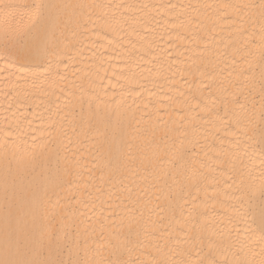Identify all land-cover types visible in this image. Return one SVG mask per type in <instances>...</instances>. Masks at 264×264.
Returning <instances> with one entry per match:
<instances>
[{
  "label": "bare ground",
  "instance_id": "1",
  "mask_svg": "<svg viewBox=\"0 0 264 264\" xmlns=\"http://www.w3.org/2000/svg\"><path fill=\"white\" fill-rule=\"evenodd\" d=\"M39 2L0 7V46L46 51L39 63L0 57V259L101 264L114 258L101 234L114 241L130 229L150 240L134 258H187L178 253L194 221L184 217L204 184L231 197L264 180L262 0H51L58 6L33 27ZM250 117L254 130L237 132ZM213 203L200 223L215 255L261 264L257 226L233 227Z\"/></svg>",
  "mask_w": 264,
  "mask_h": 264
},
{
  "label": "snow or ice",
  "instance_id": "2",
  "mask_svg": "<svg viewBox=\"0 0 264 264\" xmlns=\"http://www.w3.org/2000/svg\"><path fill=\"white\" fill-rule=\"evenodd\" d=\"M58 5L51 2L49 0L48 3H45L44 0H40L39 3H34L31 5V16L30 20L33 22V27L37 22H39L42 18V12L45 8H55ZM262 14H264V0H262L259 5ZM0 7L4 8L5 11L16 8V5L6 4L4 0H0ZM25 32H18L15 34V38L19 39L21 36L26 35ZM46 56V51L41 49L38 44H10L8 40H5L3 46H0V57H15L16 59L29 62V63H39ZM261 94H262V110L260 115V139L258 142L259 151L262 157H264V73H262L261 79ZM233 103L238 106L239 109L244 108V104L240 102L239 98H235ZM91 106V105H89ZM228 112L225 111L224 117L220 118L222 125H227L229 120L227 119ZM87 123V122H85ZM236 131L241 133H246L250 128L254 130V122L250 117L245 125H240V122L237 120L235 125ZM235 134V133H233ZM255 151V148H254ZM221 153H218L220 155ZM227 156V153H222ZM264 163V160H262ZM196 173L193 172V176ZM71 183V180L67 181ZM238 195L235 196H223L221 193L216 191V189L211 187V182L205 183L203 187L204 198L201 204H194L192 210L189 212L187 217H184V220H192L194 221L189 227L186 228L185 231V239L183 241L185 247L178 253L179 255L186 256L187 258L183 260H166V259H158L154 258L147 262L141 261L138 258L133 257V251L136 248H147L150 243L148 234L145 233L144 239H139V234L137 233L135 238L132 237L131 229L129 231V235L124 239L116 237L113 241L108 237L103 236L101 234L100 244L101 248H105L109 250V254L111 257L105 261H102L101 264H228L227 260L224 258H220L215 255V249L217 248V243L213 239L212 235L206 229V225L208 224V220L206 218L203 219V222L200 223V218L205 217L207 213V202L210 198L214 200L212 204V208L216 209L219 205L223 208L224 211H231V215L229 216V221L231 222L233 219L235 220V224L233 227L240 223H244L249 225L255 224L259 230V239L260 243L264 244V180L260 183L259 186L254 184H248L244 186L237 185ZM198 191L200 189H197ZM109 198H111L113 193L109 192ZM179 195V192L176 193ZM219 197V199H216ZM224 200H231L232 203L225 207L223 204ZM169 211L172 215H175L176 207L174 206L173 201H169ZM197 223H199V228H197ZM103 231V226H101ZM239 231V229H236ZM87 231V229H85ZM255 235V232H253ZM56 238L51 234L47 237V244L51 246L53 241ZM67 248L69 251V256H71L73 248L78 246L79 241L75 240L72 243H67ZM207 247V252H204V248ZM195 253L196 259L191 258V254ZM0 264H80L79 261H73L69 258L67 261L65 260H54L47 259L41 262L35 260H21V259H0ZM261 264H264V260L261 261Z\"/></svg>",
  "mask_w": 264,
  "mask_h": 264
}]
</instances>
